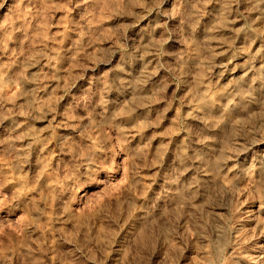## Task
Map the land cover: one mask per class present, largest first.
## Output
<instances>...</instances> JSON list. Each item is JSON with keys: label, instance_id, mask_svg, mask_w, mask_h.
I'll return each instance as SVG.
<instances>
[{"label": "rangeland", "instance_id": "rangeland-1", "mask_svg": "<svg viewBox=\"0 0 264 264\" xmlns=\"http://www.w3.org/2000/svg\"><path fill=\"white\" fill-rule=\"evenodd\" d=\"M263 12L0 0V264H264V85L228 112L216 96L264 66ZM203 139L215 175L189 191ZM105 144L112 167L85 181Z\"/></svg>", "mask_w": 264, "mask_h": 264}, {"label": "bare ground", "instance_id": "bare-ground-1", "mask_svg": "<svg viewBox=\"0 0 264 264\" xmlns=\"http://www.w3.org/2000/svg\"><path fill=\"white\" fill-rule=\"evenodd\" d=\"M264 13V12H263ZM262 13V14H263ZM125 64V63H122ZM125 66V65H124ZM139 68V73L137 75V79L136 82L137 84L135 86H130L129 84H125L126 88H128L130 91L134 89V87L138 86L141 87L146 83V79L144 78V73H145V66L143 65V63L140 64ZM122 69V67H121ZM123 70V69H122ZM130 70V69H129ZM244 74L246 76V82H241V83H236V82H231L228 81L226 82L227 86L225 89H223L219 95L217 94L216 96H219L220 98L223 99L224 103H225V111H229L231 109H237L239 107V105L241 104L242 101H244V99L246 101H248L249 103H255L257 101V99L260 98V95L262 93V88L264 85V81L260 78L261 74H264V66H255L253 64H249L248 66H246L245 68H243ZM118 72V71H117ZM258 72V73H257ZM121 73V72H120ZM259 74V76L257 75ZM253 75H256L257 77H252ZM220 76V75H218ZM217 76V78H218ZM224 79V78H223ZM222 79V80H223ZM221 80V79H220ZM245 81V80H243ZM248 81V83H247ZM247 83V84H246ZM243 84V85H241ZM133 92V91H132ZM131 93V92H130ZM135 93V91H134ZM137 93V90H136ZM134 95V94H133ZM262 96V95H261ZM262 98V97H261ZM262 101V100H261ZM245 102V101H244ZM208 107L209 110L212 109V104H206V100L204 101L203 99H197V102L194 104V109H193V114H192V118L195 119V121H197L198 123L202 124L203 121H201V118L199 119V108L202 107ZM199 119V120H196ZM205 123V122H204ZM211 129V128H210ZM220 129V128H219ZM215 127V131L219 130ZM218 132V131H217ZM213 141V139H212ZM214 142V141H213ZM210 140L208 139H203L202 143L200 144L202 149L205 150L204 152L202 151H197V149H192L195 150V154L194 159L195 162L198 164L197 166H200V178L201 180L198 182H194L192 184L189 185L188 190L191 191L193 187L195 186H203L204 183H206V181L204 182L205 179H209V177L214 176L215 172H211L209 170V168H207L206 162H205V158H206V154H208V151L210 150V146L212 145V143ZM214 145V144H213ZM239 145V144H238ZM240 146V145H239ZM225 149V148H224ZM226 150V149H225ZM197 151V152H196ZM211 151V150H210ZM227 151V150H226ZM225 151V153H226ZM193 152V153H194ZM223 152V151H222ZM192 153V154H193ZM210 153V152H209ZM240 154V153H239ZM241 155V154H240ZM193 158V157H192ZM262 158V157H261ZM263 159H260V162ZM194 161V160H193ZM208 161V160H206ZM264 162V161H263ZM208 163V162H207ZM263 164V163H262ZM221 165V164H220ZM220 165H218L217 168H220ZM197 169V168H196ZM212 170V169H211ZM217 169H215L216 171ZM218 171H220V169H218L216 171V174L218 173ZM197 172V171H196ZM199 177V176H198ZM196 181V180H195ZM205 186V185H204ZM204 187H202L203 189ZM201 192V193H200ZM199 194H205V192L199 191ZM203 196V195H202ZM194 200V199H193Z\"/></svg>", "mask_w": 264, "mask_h": 264}, {"label": "clouds", "instance_id": "clouds-1", "mask_svg": "<svg viewBox=\"0 0 264 264\" xmlns=\"http://www.w3.org/2000/svg\"><path fill=\"white\" fill-rule=\"evenodd\" d=\"M186 27V25H185ZM108 145L105 144V151L100 153H94V158H87L89 161V167L87 170L81 171V177L87 181L90 179H102L106 175V170L112 167V160L115 156L112 152L108 151ZM226 163V161L221 162ZM71 195V193H69Z\"/></svg>", "mask_w": 264, "mask_h": 264}]
</instances>
